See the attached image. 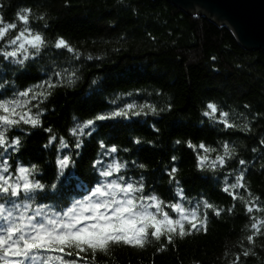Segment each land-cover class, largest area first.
I'll use <instances>...</instances> for the list:
<instances>
[{
	"label": "trees",
	"instance_id": "1",
	"mask_svg": "<svg viewBox=\"0 0 264 264\" xmlns=\"http://www.w3.org/2000/svg\"><path fill=\"white\" fill-rule=\"evenodd\" d=\"M0 4L5 5L0 9L3 23L17 24L10 36L23 28L17 12L30 8L29 27L42 32L49 42L41 56L24 68L0 62V82H9L0 89L4 93L0 98H10L17 88L42 83L58 67L78 70L80 77L74 86L54 89L40 105L44 110L42 127L22 126L9 133L22 141L20 152L10 153L12 162L35 163L41 169L36 178L42 174L43 182L53 181L56 148H44L50 135L64 137L72 144L75 137L69 130L94 111L115 107L112 100L121 106L126 102L148 103L164 111L134 118L136 124L112 121L98 129L95 139L83 137L85 149L82 158L77 157L79 174L72 177L75 192L83 191L81 184L87 187L82 177L92 175L90 157L102 151L98 141L103 139L119 148L115 158L127 162L123 171L128 178L144 177L146 191L155 189L164 199H171L176 185L170 184L166 173L176 167L174 175L189 198L186 207L206 198L225 209L219 217L209 210L207 231H197L171 245L162 239L143 248L115 246L108 255L99 254L98 264H232L250 234L251 220L245 212L248 198L237 189L245 199L233 201L221 188L226 176L229 183L235 182L240 159L248 162L246 187L264 207V145L260 144L264 140V52L241 48L226 27L197 13L185 14L166 1L0 0ZM41 16L44 19H39ZM58 37L65 38L80 54L78 60L74 53H58L52 47ZM89 55L92 60L87 59ZM209 102L228 112L229 122L239 127L224 129L203 117ZM48 128L53 130L51 134L45 131ZM130 138H139L142 143H130ZM188 141L194 146L204 143L218 152L228 141L236 151L224 168L201 172L195 161L197 151L203 154V150L189 148ZM208 155L215 159L217 153ZM233 204L234 211L228 213ZM253 215L264 218V212ZM253 252L243 264H264V237L257 239Z\"/></svg>",
	"mask_w": 264,
	"mask_h": 264
},
{
	"label": "snow or ice",
	"instance_id": "2",
	"mask_svg": "<svg viewBox=\"0 0 264 264\" xmlns=\"http://www.w3.org/2000/svg\"><path fill=\"white\" fill-rule=\"evenodd\" d=\"M4 7L0 4V9ZM31 15L30 8L17 12L23 28L14 36L10 33L17 30V24H4L0 16V62H8L17 69L24 68L49 47L45 35L29 27ZM52 47L58 53L67 51L75 54L74 59L80 58V54L63 37H58ZM87 59L92 60L93 57L89 55ZM79 79L78 70L58 67L51 70V75L42 83L17 88L10 98H0V264H98L99 254L108 255L115 246L143 248L153 240L162 239L171 245L197 231H207L209 210L216 217L225 212L206 198L197 201L192 208L186 207L185 201L189 198L174 175L178 171L176 167L166 173L170 184L176 185L171 199H164L155 189L146 191L144 177L139 180L128 178L123 171L128 167L127 162L115 158L119 148L103 139L98 141L102 151L90 157L92 175L82 177L87 187L81 184L83 191L75 192L72 177L79 174L77 157L82 158L85 149L83 137L95 139L99 135L98 129L103 130L112 121L127 120L136 124L138 121L134 118L158 115L164 111L148 103L126 102L121 106L116 99L112 100L115 107L94 111L89 119L76 123L69 130V135L75 137L72 144L64 137L50 135L44 148H56L53 181L43 182L42 174L37 179L41 169L35 163L12 162L10 153H19L22 141L20 136H9V133L22 126L42 127L44 110L40 105L48 100L54 89L74 86ZM8 83L0 82V89ZM127 95L131 97L133 93ZM202 116L224 129L239 127L230 123L229 113L220 111L214 102L206 105ZM153 128L158 131L154 125ZM245 130L250 129L245 126ZM45 131L51 134L53 130L48 128ZM130 143L140 145L142 141L130 138ZM260 144L264 145V140ZM187 146L203 150V154L197 151L195 161V167L201 172L224 168L236 151L228 141L222 143L219 152L204 143L194 146L188 141ZM70 148L71 152L68 151ZM209 153H217L215 159ZM106 157L111 158L110 162ZM172 160L175 162L176 157L173 156ZM238 163L241 170L236 174L235 182L229 183L226 176L221 190L233 201L245 199L237 189L246 192L245 212L251 223L250 234L245 237L247 246L244 243L240 245L241 250L235 254L232 264H243L254 255L257 239L264 237V218L257 219L253 215L256 211L264 212V207L259 203L260 198L246 187L248 162L240 159ZM138 167L143 169L145 165L139 164ZM49 200L55 203H47ZM234 208L235 204L226 211L232 213ZM166 247H161L160 251L164 252Z\"/></svg>",
	"mask_w": 264,
	"mask_h": 264
},
{
	"label": "water",
	"instance_id": "3",
	"mask_svg": "<svg viewBox=\"0 0 264 264\" xmlns=\"http://www.w3.org/2000/svg\"><path fill=\"white\" fill-rule=\"evenodd\" d=\"M226 27L245 50L264 52V0H159Z\"/></svg>",
	"mask_w": 264,
	"mask_h": 264
},
{
	"label": "bare ground",
	"instance_id": "4",
	"mask_svg": "<svg viewBox=\"0 0 264 264\" xmlns=\"http://www.w3.org/2000/svg\"><path fill=\"white\" fill-rule=\"evenodd\" d=\"M171 5V4H170ZM176 8V7H175ZM178 9V8H177ZM181 12H183L181 9H179ZM183 13H185V12H183ZM186 14V13H185Z\"/></svg>",
	"mask_w": 264,
	"mask_h": 264
}]
</instances>
